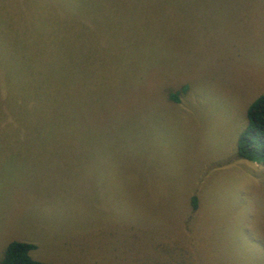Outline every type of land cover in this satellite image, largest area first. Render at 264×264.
Returning a JSON list of instances; mask_svg holds the SVG:
<instances>
[{"label":"rangeland","instance_id":"obj_1","mask_svg":"<svg viewBox=\"0 0 264 264\" xmlns=\"http://www.w3.org/2000/svg\"><path fill=\"white\" fill-rule=\"evenodd\" d=\"M263 92L264 0H0V259L264 264Z\"/></svg>","mask_w":264,"mask_h":264},{"label":"trees","instance_id":"obj_2","mask_svg":"<svg viewBox=\"0 0 264 264\" xmlns=\"http://www.w3.org/2000/svg\"><path fill=\"white\" fill-rule=\"evenodd\" d=\"M4 37L5 39L14 38L7 34ZM185 89L186 87H183L179 91ZM169 98L177 101V93H169ZM246 116L247 124L237 139L235 155L248 161L262 162L264 165V92L248 105ZM195 200L193 197L194 205ZM34 248L35 244L33 243L11 240L5 246L0 264H45L30 255V251Z\"/></svg>","mask_w":264,"mask_h":264}]
</instances>
